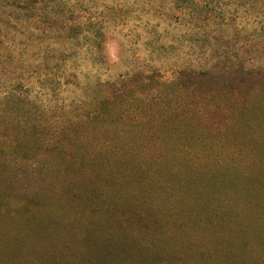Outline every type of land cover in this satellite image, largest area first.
I'll return each mask as SVG.
<instances>
[{
    "label": "rangeland",
    "instance_id": "rangeland-1",
    "mask_svg": "<svg viewBox=\"0 0 264 264\" xmlns=\"http://www.w3.org/2000/svg\"><path fill=\"white\" fill-rule=\"evenodd\" d=\"M208 1L211 6L205 8ZM238 1L196 0L197 10L191 16L178 0H57L66 12L65 20L49 28L41 24L28 30L59 36H44L39 42L21 36L25 62L0 64V137L27 133L28 139L35 141L56 136L73 152L92 151L97 156L98 183L121 180L125 186L137 172L131 165H122L117 156L131 158L151 134V100L144 98L149 117L124 126L120 136L104 117L95 112L88 118V112L94 107L110 111L112 101L122 98L121 93H126L122 99L129 100L141 95L137 89L146 75L168 82L169 87L180 78L207 71L203 75L211 84L202 82L189 90L190 94L212 88L228 92L240 81L238 91L251 86L264 89V0H259L253 11L246 5L236 6ZM228 13L233 20H228ZM99 29L103 34L94 36ZM228 44L232 53L239 52L244 67L260 73L228 74ZM16 81L19 88L13 86ZM128 140L130 149L125 145ZM106 141L109 144L101 147ZM84 175L77 168L67 169L53 181V192L45 194V207L35 214L0 220V243L2 235L11 242L7 249L0 247V260L6 259L7 264H129L136 253H145L126 246L109 260L115 252L105 235L111 228L120 230L125 219L93 216V209L75 195L96 188L86 183ZM170 245L171 249L163 247L160 255H146L147 262L142 264H199L211 254L175 252L171 240Z\"/></svg>",
    "mask_w": 264,
    "mask_h": 264
},
{
    "label": "trees",
    "instance_id": "trees-1",
    "mask_svg": "<svg viewBox=\"0 0 264 264\" xmlns=\"http://www.w3.org/2000/svg\"><path fill=\"white\" fill-rule=\"evenodd\" d=\"M56 1L0 0V64L25 62L22 37L39 42L44 36H59L28 30L41 24L49 28L65 20L66 12ZM178 1L194 16L196 0ZM258 1L239 0L235 5L253 11ZM37 3L42 7H36ZM209 6L208 1L205 8ZM233 19L228 13V20ZM102 34L99 29L94 36ZM239 72L250 75L259 71L244 67L239 52L232 53L228 44V74ZM201 73L175 80L169 87L168 82L146 75L137 89L141 95L129 100L122 99L126 93H121L122 98L112 101L110 111L94 107L88 112V118L96 112L113 124L118 136L124 135V126L153 117V130L142 147L135 148L131 158L117 156L122 165H131L137 172L125 186L121 180L98 183L97 156L92 151L73 152L56 136L35 141L28 139L27 133L0 137V220L37 213L48 204L44 197L53 192L50 188L58 174L77 168L85 173L86 183L96 187L75 193L93 209V216L125 219L120 230L111 228L105 235L115 252L109 260L126 246H133L145 253H136L129 264L146 263V255H160L163 247L171 249V240L175 252L211 253L199 264H264V89L251 86L241 92L237 90L240 81L228 92L212 88L188 93L202 82L211 84L203 75L208 72ZM17 82L13 86L19 88ZM146 97L151 100L149 116ZM108 144L102 142L101 147ZM125 145L131 148L129 140ZM98 185L108 187V192L99 191ZM2 239L0 247L9 248L8 237L2 235ZM6 262L0 260V264Z\"/></svg>",
    "mask_w": 264,
    "mask_h": 264
}]
</instances>
